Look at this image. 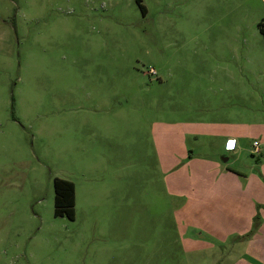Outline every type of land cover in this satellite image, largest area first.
<instances>
[{"label":"rangeland","instance_id":"1","mask_svg":"<svg viewBox=\"0 0 264 264\" xmlns=\"http://www.w3.org/2000/svg\"><path fill=\"white\" fill-rule=\"evenodd\" d=\"M142 4L0 0V264H264L200 228L198 167L229 139L264 183V0Z\"/></svg>","mask_w":264,"mask_h":264},{"label":"crops","instance_id":"2","mask_svg":"<svg viewBox=\"0 0 264 264\" xmlns=\"http://www.w3.org/2000/svg\"><path fill=\"white\" fill-rule=\"evenodd\" d=\"M202 135L207 140L220 137L216 134L209 136L208 133ZM230 144L231 140H226L223 145H219L218 156L207 157L198 166L201 170L199 171L202 176L201 179H203L200 203L204 207L210 208V212L204 210L205 215H202L200 220L205 224L200 228L220 241L228 235L244 238L246 235L252 234L249 236L251 247L260 243L264 245V210H262L264 207V183L256 174L252 173L245 189V192H248V197H240L238 194V192H242L240 179H238L240 177L235 170L225 167L220 161V158L224 157L230 149ZM176 157L178 156L172 158L175 159ZM171 162L170 158L169 163ZM176 164L175 162L173 165ZM173 170L176 168L174 167ZM204 173L206 176H203ZM208 174L213 175L212 184L208 183ZM254 221L262 222L257 227V223ZM256 227L257 229L253 230Z\"/></svg>","mask_w":264,"mask_h":264},{"label":"trees","instance_id":"3","mask_svg":"<svg viewBox=\"0 0 264 264\" xmlns=\"http://www.w3.org/2000/svg\"><path fill=\"white\" fill-rule=\"evenodd\" d=\"M140 10L145 14V7L142 4V0H136ZM259 31L264 37V19L258 24ZM54 216L66 217L70 221L75 220L76 216V187L71 181L65 179L56 178L54 180ZM258 220V219H256Z\"/></svg>","mask_w":264,"mask_h":264},{"label":"built area","instance_id":"4","mask_svg":"<svg viewBox=\"0 0 264 264\" xmlns=\"http://www.w3.org/2000/svg\"><path fill=\"white\" fill-rule=\"evenodd\" d=\"M153 72V71H152ZM256 148H257V146H256Z\"/></svg>","mask_w":264,"mask_h":264}]
</instances>
